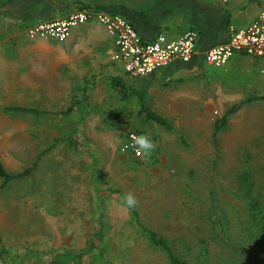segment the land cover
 I'll list each match as a JSON object with an SVG mask.
<instances>
[{
  "label": "rangeland",
  "instance_id": "374dc122",
  "mask_svg": "<svg viewBox=\"0 0 264 264\" xmlns=\"http://www.w3.org/2000/svg\"><path fill=\"white\" fill-rule=\"evenodd\" d=\"M255 59L244 63L250 76L208 66L216 73L196 98L172 99L162 113L172 130L138 108L128 115L110 108L113 95L101 103L96 89L84 116L60 114L59 106L38 116L9 113L5 106L19 100L0 98V162L20 172L40 157L28 176L0 190V264H170L142 225L186 264H264V99L242 107L214 137L231 105L264 94V59ZM130 129L151 138L150 156L122 149ZM128 194L137 217L125 204Z\"/></svg>",
  "mask_w": 264,
  "mask_h": 264
},
{
  "label": "crops",
  "instance_id": "0c3cea01",
  "mask_svg": "<svg viewBox=\"0 0 264 264\" xmlns=\"http://www.w3.org/2000/svg\"><path fill=\"white\" fill-rule=\"evenodd\" d=\"M60 1L47 0L44 5H39L38 10L43 6L46 8L42 16H36L39 13L37 10L24 11L22 0H12L0 7V98L17 99L19 106L35 107L51 113L55 112V106H59L57 110L60 114L65 108L74 106L70 115L79 111L84 116L94 105L90 101L94 94L90 96V92L96 89L101 93V103H104L106 92L113 95L114 103L108 106L119 108L120 113L124 110L125 114H132L138 108L142 115V100H145L162 115L168 113L166 109L171 108L172 99H195L194 93L203 90L205 82L212 77L210 75L216 73L208 71V66L215 65L207 62L204 52L198 49L190 61L177 60L148 76L132 78L125 73L120 61L112 59L114 39L95 18L74 27L63 41L50 36H30L28 29L34 22L61 17L77 10L73 6L60 8ZM170 1L173 7L168 2L165 5L173 8L174 12L160 16L158 20L165 28L163 34L176 39L189 28L187 8L177 4L184 5L190 0ZM223 1L199 2L208 7L209 17L218 19L224 11H230L232 22L229 39L233 30L249 25L264 10V0H257L253 4L239 0ZM234 56L225 66L219 67L225 68V71L219 72L236 69V73L245 74L248 66L244 63L249 62L250 57L257 61L264 59L245 52ZM248 74L250 76L249 70ZM255 96L263 97L264 94ZM77 100L85 101L80 104L82 108L74 105ZM83 121V118L77 119L75 124L79 126L74 130H79Z\"/></svg>",
  "mask_w": 264,
  "mask_h": 264
},
{
  "label": "built area",
  "instance_id": "2783aa9c",
  "mask_svg": "<svg viewBox=\"0 0 264 264\" xmlns=\"http://www.w3.org/2000/svg\"><path fill=\"white\" fill-rule=\"evenodd\" d=\"M97 19L113 37L115 49L112 53L114 61L123 64V70L132 78L145 77L156 70L177 60L190 61L198 53L195 30H188L176 39L160 34L153 42L144 43L132 24L119 14H112L93 8H82L64 16L38 20L28 29L30 36H50L58 40L69 37L72 29L91 19ZM264 58V10L249 25L233 30L227 42L211 46L204 51V58L217 67L225 66L231 58L239 53ZM139 136L136 130H129L122 149L136 157L137 150L132 140Z\"/></svg>",
  "mask_w": 264,
  "mask_h": 264
},
{
  "label": "trees",
  "instance_id": "16d2710c",
  "mask_svg": "<svg viewBox=\"0 0 264 264\" xmlns=\"http://www.w3.org/2000/svg\"><path fill=\"white\" fill-rule=\"evenodd\" d=\"M11 1L12 0H8L4 4H7L8 2H11ZM46 1L47 0H22L21 4L23 5L24 11L33 12V10H37L39 11V13H37L36 16H42L46 8L44 6L39 10L37 8L39 5L41 6L44 5ZM168 1L170 0H154L153 6L150 7L149 9L133 8V7L127 6L124 3L113 2V1H108V0H75L73 2L61 0L59 2V5H60V8H63V9L64 8L67 9L66 7L69 8L71 6H73L76 9H82V8L87 7V8L103 10V11H106L112 14H119L125 17L132 24V26L137 31V33L141 37V40L144 43H149V42L155 41L157 37L160 34H162L163 30L165 29L159 23L158 17L165 16L167 14L174 12L173 8H169V7L167 8V5H165L167 4ZM185 4L184 5L177 4V5L183 6L184 9L187 8L186 9L187 18H188L187 21L189 22L188 30H195L198 34L197 49H199L201 52H204L211 46H214L216 44L229 40V31H230V26L232 22L231 13L229 10L224 11L219 16V18L216 19L213 17H209L208 7L200 4L198 0H190V2L187 3L188 5L187 4L185 5ZM113 85L117 86V84H113ZM261 99H264V96L263 97L249 96L245 99H242L234 103L232 106H230L226 110L224 115L220 119L217 120L215 124V128H214V137L216 138L218 133H220V131L229 124L231 117L235 113H237L242 107L252 102H255L257 100H261ZM81 101L83 100L75 101L74 105H77V107L82 108V105H80ZM73 108L74 106H70L67 110L63 112L65 114H70L73 111ZM4 109L9 113H32L35 116L50 112V111L41 110L35 107H27V106H19V105L5 106ZM141 113L146 120L154 121L170 130L174 129L173 125L165 117H163L162 115L154 111L146 103L145 100H142ZM77 128L78 127H76V129ZM137 133L139 134V136L142 135L141 131L139 130L137 131ZM39 158L35 162L34 166H36V164L38 163ZM34 166L28 167L25 170L20 171V172H9L4 167V165L0 162V176L3 179V182L0 185V190L4 188L5 186L9 185L10 183L28 176L32 172ZM126 198H127V195L124 196L125 201H126ZM253 208L255 210H258L259 203H257V201L253 203ZM130 209L133 212V215L137 217L138 214H137L136 208L133 207ZM142 230L155 246L161 248L166 253L170 264H186L185 261H183L180 258V256L176 253V251L170 245L168 240L161 237L156 231L146 226L142 225ZM86 251L87 250L79 253L78 255L82 256ZM6 259L7 258H5V260Z\"/></svg>",
  "mask_w": 264,
  "mask_h": 264
},
{
  "label": "clouds",
  "instance_id": "9594fccd",
  "mask_svg": "<svg viewBox=\"0 0 264 264\" xmlns=\"http://www.w3.org/2000/svg\"><path fill=\"white\" fill-rule=\"evenodd\" d=\"M132 140L134 141L133 147L136 148L137 155L143 153L145 156H150L156 148V145L153 143L151 138L146 135L133 136ZM125 202L129 208H133L137 204V200L132 194L127 195Z\"/></svg>",
  "mask_w": 264,
  "mask_h": 264
}]
</instances>
